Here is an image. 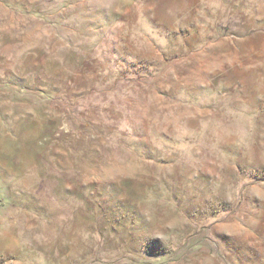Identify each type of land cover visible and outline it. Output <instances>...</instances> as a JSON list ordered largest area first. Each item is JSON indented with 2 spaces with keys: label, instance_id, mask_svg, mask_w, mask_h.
Here are the masks:
<instances>
[{
  "label": "rangeland",
  "instance_id": "374dc122",
  "mask_svg": "<svg viewBox=\"0 0 264 264\" xmlns=\"http://www.w3.org/2000/svg\"><path fill=\"white\" fill-rule=\"evenodd\" d=\"M0 264H264V0H0Z\"/></svg>",
  "mask_w": 264,
  "mask_h": 264
}]
</instances>
